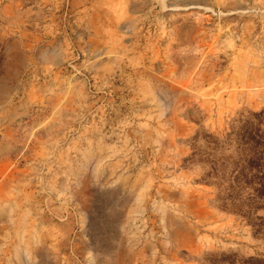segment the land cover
<instances>
[{"label":"rangeland","instance_id":"rangeland-1","mask_svg":"<svg viewBox=\"0 0 264 264\" xmlns=\"http://www.w3.org/2000/svg\"><path fill=\"white\" fill-rule=\"evenodd\" d=\"M259 113L264 0H0V264H264Z\"/></svg>","mask_w":264,"mask_h":264},{"label":"trees","instance_id":"trees-1","mask_svg":"<svg viewBox=\"0 0 264 264\" xmlns=\"http://www.w3.org/2000/svg\"><path fill=\"white\" fill-rule=\"evenodd\" d=\"M235 133V159L225 163L229 167L230 200L238 204L236 215L250 223L254 210H264V129L260 128L262 113L252 114ZM261 118V119H260ZM254 231H264V219L257 218ZM260 231V232H259Z\"/></svg>","mask_w":264,"mask_h":264},{"label":"crops","instance_id":"crops-1","mask_svg":"<svg viewBox=\"0 0 264 264\" xmlns=\"http://www.w3.org/2000/svg\"><path fill=\"white\" fill-rule=\"evenodd\" d=\"M67 217H69V219H71V217L68 215ZM71 222V223H70ZM65 225V227H67L68 226V228H69V233H67L66 234V236H61L62 237V239H60V242L61 243H66V244H68L69 246H70V244H71V247H72V245H74L76 242H78V240H83V239H85V237L83 236V235H81V234H79L77 231H75L73 228L75 227L74 225H75V222H73V220H70L69 222H68V224H73V225H68L67 223H64ZM73 230V231H72ZM45 244V243H44ZM30 260V259H29ZM62 262H64L63 261V259L61 258L60 259V263L59 264H63ZM30 264H33L32 262H30ZM67 264V263H66Z\"/></svg>","mask_w":264,"mask_h":264}]
</instances>
